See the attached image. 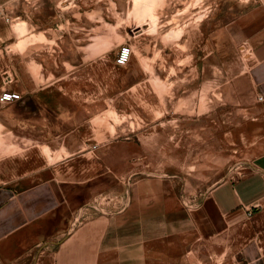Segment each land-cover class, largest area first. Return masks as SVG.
<instances>
[{
  "label": "rangeland",
  "instance_id": "1",
  "mask_svg": "<svg viewBox=\"0 0 264 264\" xmlns=\"http://www.w3.org/2000/svg\"><path fill=\"white\" fill-rule=\"evenodd\" d=\"M16 2L8 7L21 35L15 49L42 51L32 54L42 93L0 102V191L51 178L72 185L74 203L108 210L146 179L200 201L248 170L258 153L252 134L262 122L253 113L264 101L251 90L247 33L263 21L264 0ZM44 16L47 32L40 28ZM87 42L91 48L65 46ZM124 45L132 54L119 66ZM8 66L7 41L0 39V94L21 81ZM28 111L41 115L36 134ZM8 201L0 198V264H16L6 256L29 245L36 254L49 251L46 245L63 238L55 219L19 227L22 213L9 212Z\"/></svg>",
  "mask_w": 264,
  "mask_h": 264
},
{
  "label": "crops",
  "instance_id": "2",
  "mask_svg": "<svg viewBox=\"0 0 264 264\" xmlns=\"http://www.w3.org/2000/svg\"><path fill=\"white\" fill-rule=\"evenodd\" d=\"M16 1L0 0V8H5L0 12V39L7 41L9 69L20 71L16 91L33 100L42 92H36L40 83L35 79L32 54L42 51L15 49L21 35L15 32L8 7ZM262 7L263 21L250 25L247 42L252 50L251 90L264 99V4ZM7 17L10 20L3 30ZM24 19L30 21V16ZM39 21L47 32L50 18L40 17ZM65 46L91 48L90 42ZM22 53L24 56L17 57ZM28 112L27 124L36 134L41 115ZM255 113L262 122L252 134L257 138L258 153L248 170L236 180L221 183L200 201L180 195L167 181L147 179L132 184L126 191L128 199L113 202L108 210L99 203H74L72 185L62 187L51 178L35 179L39 182L31 189L15 193L4 188L0 198L9 200V212L22 213L19 227L22 223L24 229L35 227L45 217L55 219L56 237H63L55 245H46L49 251L36 254L34 245H29L21 254L7 255L6 260L16 264H264V102ZM46 116L42 117L48 125Z\"/></svg>",
  "mask_w": 264,
  "mask_h": 264
},
{
  "label": "built area",
  "instance_id": "3",
  "mask_svg": "<svg viewBox=\"0 0 264 264\" xmlns=\"http://www.w3.org/2000/svg\"><path fill=\"white\" fill-rule=\"evenodd\" d=\"M10 18H7V21H9ZM121 51L119 52L117 59H116V64L119 66H124L130 61V57L132 54V48L124 45L121 47ZM22 97L21 93L18 91H13V90H4L0 94V102L2 103H9V102H15V100H18ZM261 101H264L262 96H259L258 98Z\"/></svg>",
  "mask_w": 264,
  "mask_h": 264
}]
</instances>
